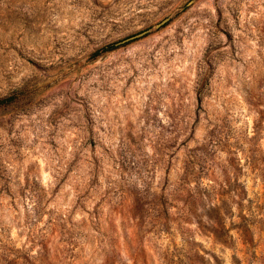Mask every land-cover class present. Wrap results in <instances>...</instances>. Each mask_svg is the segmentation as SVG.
<instances>
[{
    "label": "rangeland",
    "instance_id": "1",
    "mask_svg": "<svg viewBox=\"0 0 264 264\" xmlns=\"http://www.w3.org/2000/svg\"><path fill=\"white\" fill-rule=\"evenodd\" d=\"M0 264H264V0H0Z\"/></svg>",
    "mask_w": 264,
    "mask_h": 264
},
{
    "label": "water",
    "instance_id": "2",
    "mask_svg": "<svg viewBox=\"0 0 264 264\" xmlns=\"http://www.w3.org/2000/svg\"><path fill=\"white\" fill-rule=\"evenodd\" d=\"M166 21H167V20H166ZM166 21H165V22H166ZM160 26H161V25H159L158 27H160ZM147 33H148V32H145V33H143V34H141V35H139V36L132 37L131 40H132V39H135V38H137V37H140V36H142V35H145V34H147Z\"/></svg>",
    "mask_w": 264,
    "mask_h": 264
}]
</instances>
